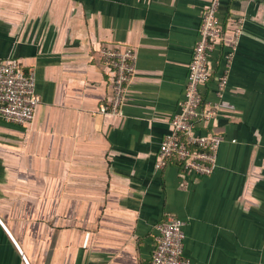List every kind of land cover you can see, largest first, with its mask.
I'll return each instance as SVG.
<instances>
[{
	"label": "crops",
	"instance_id": "crops-1",
	"mask_svg": "<svg viewBox=\"0 0 264 264\" xmlns=\"http://www.w3.org/2000/svg\"><path fill=\"white\" fill-rule=\"evenodd\" d=\"M211 1L0 0V58L35 72L42 98L29 124L0 118V264H152L169 215L193 262L264 264V0L221 1L201 85L220 103L203 129L224 136L214 172L155 168ZM105 47L136 53L118 115L100 111Z\"/></svg>",
	"mask_w": 264,
	"mask_h": 264
},
{
	"label": "built area",
	"instance_id": "built-area-1",
	"mask_svg": "<svg viewBox=\"0 0 264 264\" xmlns=\"http://www.w3.org/2000/svg\"><path fill=\"white\" fill-rule=\"evenodd\" d=\"M221 1L212 0L203 15L189 64L184 99L172 118V130L160 143L155 161L158 170L165 168L171 160H177L182 172L203 177L211 175L217 166L224 136L203 129L217 116L220 103L207 100L201 85L211 79L210 54L225 38L219 16ZM241 31L242 19L234 28V41L238 40ZM102 57L113 75V96L110 104L102 105L100 111L118 115L135 71L136 53L131 47H105ZM225 82L226 76L222 75L220 89ZM41 100L35 72L25 71L21 61L15 57L0 58V118L14 124H29ZM184 225L182 218L169 215L158 226L152 264H197L185 255ZM23 257L29 264L24 254Z\"/></svg>",
	"mask_w": 264,
	"mask_h": 264
}]
</instances>
